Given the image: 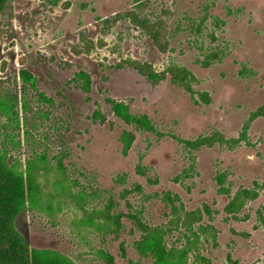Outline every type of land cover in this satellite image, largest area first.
I'll return each mask as SVG.
<instances>
[{
  "label": "rangeland",
  "instance_id": "rangeland-1",
  "mask_svg": "<svg viewBox=\"0 0 264 264\" xmlns=\"http://www.w3.org/2000/svg\"><path fill=\"white\" fill-rule=\"evenodd\" d=\"M0 173L29 252L264 264V0H0Z\"/></svg>",
  "mask_w": 264,
  "mask_h": 264
},
{
  "label": "trees",
  "instance_id": "trees-1",
  "mask_svg": "<svg viewBox=\"0 0 264 264\" xmlns=\"http://www.w3.org/2000/svg\"><path fill=\"white\" fill-rule=\"evenodd\" d=\"M138 70H140L138 68ZM173 82L184 86L185 77L180 72L172 71ZM218 142L223 143L222 136L216 134ZM232 142H236L233 140ZM23 204V185L20 179L9 178V174L0 173V264H67L57 257L45 256L43 253L29 252L28 246L13 231V223Z\"/></svg>",
  "mask_w": 264,
  "mask_h": 264
}]
</instances>
